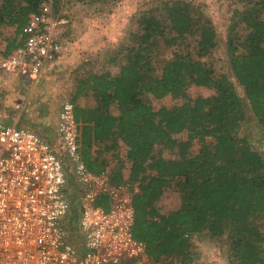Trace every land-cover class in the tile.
<instances>
[{
	"label": "trees",
	"instance_id": "obj_1",
	"mask_svg": "<svg viewBox=\"0 0 264 264\" xmlns=\"http://www.w3.org/2000/svg\"><path fill=\"white\" fill-rule=\"evenodd\" d=\"M44 1L0 0V33L3 27L15 29L14 38L3 40L7 57L24 45L19 37L25 36L30 15ZM244 1V8H235L231 17L228 72L218 74L213 62L205 59L217 47L220 35L213 22L203 24L198 18L194 21L201 28L197 55L175 53L156 75L160 53L155 38L164 29L150 8L137 19L140 30L119 71L87 72L72 95L77 150L92 173L102 174L110 165L98 145L113 152L126 147L131 168L126 180L136 184L133 232L145 242L155 264L177 260L191 264L195 252L190 237L203 231L218 241L226 234L232 264H264V226L254 220L264 215V156L248 138L239 136L249 114L264 135V0ZM164 9L175 40L193 32L186 3L164 2ZM193 85L215 93L192 98ZM85 94L89 100L79 103ZM149 95L184 101L156 110ZM182 133L186 138L177 136ZM196 140L202 145L192 153ZM156 146H160L157 152ZM164 150L177 156L168 157ZM110 178L114 183L125 181L121 163L110 170ZM172 181L180 185L181 201L176 209L162 213L158 203ZM109 202L107 195L97 200L103 207H109ZM69 219L73 224L77 217L69 214Z\"/></svg>",
	"mask_w": 264,
	"mask_h": 264
},
{
	"label": "built area",
	"instance_id": "obj_2",
	"mask_svg": "<svg viewBox=\"0 0 264 264\" xmlns=\"http://www.w3.org/2000/svg\"><path fill=\"white\" fill-rule=\"evenodd\" d=\"M58 16L52 0H45L30 15L24 45L0 69L31 82L43 77L64 51L61 25L67 19ZM74 110L72 100L61 103L57 143L19 127L18 119L0 120V264H155L134 236L133 185L86 167ZM70 187L79 197L75 225L69 221ZM101 195L109 196V207L97 203Z\"/></svg>",
	"mask_w": 264,
	"mask_h": 264
},
{
	"label": "rangeland",
	"instance_id": "obj_3",
	"mask_svg": "<svg viewBox=\"0 0 264 264\" xmlns=\"http://www.w3.org/2000/svg\"><path fill=\"white\" fill-rule=\"evenodd\" d=\"M48 1V0H46ZM186 3L193 17V32L182 39H174L173 32L169 19L166 18V10L164 2ZM55 12L58 17L67 19L65 24L61 25V39L65 47L71 44L70 58L72 62H65L66 67L57 66L60 61L55 62L48 68L46 76L43 75L37 82H32L29 77L19 73H9L0 69V120L6 124H11L12 121L18 119L19 127L31 128L37 124L43 123L45 120L53 122L55 111L59 103L65 100H72L74 91L71 87L72 75L67 76L68 71H73L77 67L84 66L87 70H106L110 69L114 74L119 70L121 62L112 64L106 54V46L116 49L122 58L126 55L128 49L134 46L135 35L139 32L138 17L145 9H154L156 15L160 19L164 34H159L155 38L156 48L160 53L155 61V73L159 75L162 63L165 60H170L175 53H192L197 55L198 41L201 36V28L196 27L195 20L200 18L203 24H208L207 21L213 22L220 37L217 38L218 45L213 52L205 59L212 61L218 74L226 73L230 66V55L227 51V38L229 36V27L233 24V16L235 8H244V0H52ZM125 15V16H124ZM128 18V22L126 21ZM60 31V26H59ZM239 31V30H238ZM15 29L12 27H3L0 33V66L1 61L7 56V42L5 38H14ZM108 37L107 39H105ZM105 39V40H103ZM93 45L90 50L89 46ZM113 44V45H112ZM82 48L76 56L75 50ZM64 54V53H63ZM198 57V56H195ZM96 59V60H95ZM95 60V61H94ZM89 66V67H88ZM118 66V67H116ZM93 68V69H92ZM72 69V70H71ZM60 75L59 78L57 76ZM65 81H67L65 83ZM65 84V85H64ZM239 95L245 100L243 89L237 86ZM29 92L32 96L27 101ZM214 90L206 87L193 85L189 88V95L195 98L199 95L211 97L214 95ZM90 98V95H83L78 100L84 104ZM150 101L155 109L161 106L172 105L176 102L182 103L184 100H175L171 96H166L162 99H156L149 95ZM247 103V102H246ZM39 113V114H37ZM248 115L243 122L239 131L240 137H246L264 156V135L257 121ZM43 128V127H42ZM38 130V129H35ZM181 138H186V133L177 135ZM53 138V135H52ZM202 142L196 140L191 148L192 153H196L201 147ZM104 145H98L97 150L108 159V172L121 163L123 166L124 177L128 178L130 174V162L126 159V147L122 145L117 152L105 151ZM160 150V146H156L155 151ZM168 157H176V153L170 150L163 152ZM172 181L167 188L158 206L162 213H167L172 209H176L181 201L180 185ZM136 186V184H131ZM71 186V185H70ZM135 188V187H134ZM69 197L74 204L73 211L71 210L70 218L78 216L79 197L73 187H70ZM74 211L76 213H74ZM255 221L264 226V215L255 217ZM264 230V228H263ZM192 249L195 252V257L191 264H232L227 254V246L225 241L226 234L221 239L215 240L209 232L203 231L198 234H193L190 237ZM222 240V241H221ZM264 246V242H263ZM180 264L179 260L174 262ZM159 264H167L160 262Z\"/></svg>",
	"mask_w": 264,
	"mask_h": 264
},
{
	"label": "crops",
	"instance_id": "obj_4",
	"mask_svg": "<svg viewBox=\"0 0 264 264\" xmlns=\"http://www.w3.org/2000/svg\"><path fill=\"white\" fill-rule=\"evenodd\" d=\"M125 16V15H124ZM127 22L129 21L128 20V18H127V20H126ZM22 36V35H21ZM19 37V40L18 41H23V43H24V38L23 37ZM108 37H106L105 39H107ZM105 39H103V40H105ZM113 45V44H112ZM7 46V45H6ZM70 46H71V44L68 46H66L65 47V51H63V53H62V56H61V58L59 57L55 62H59L60 61V64L57 66V68H58V70L60 71V67L62 66V67H65L66 69H67V67H66V64H65V62H69V61H73V60H71V58H70V54H71V51H73V50H71L70 49ZM89 46V49L90 50H92L93 49V45H91V44H89V45H87V47ZM111 46V45H110ZM110 46H106V49H105V51H106V54H108V58H106V59H110L112 62V64H114V66H115V64H117V63H119V62H121V65H124L125 63H126V55H124V58H123V55H122V58H121V56H120V52L121 51H119V52H117V50L116 49H112V47L111 48H109ZM81 49L82 48H77L76 50H75V53H76V56H78V53L81 51ZM64 60H65V62H64ZM96 60V59H95ZM94 60V61H95ZM54 62V63H55ZM120 65V66H121ZM120 66L118 67V66H116V67H118V68H120ZM89 67V66H88ZM85 68H87V66L86 67H84L83 65L82 66H80V67H77L76 69H73V71H68V73H67V76H68V78H69V76L70 75H72V82H71V87H72V89H73V91L75 92V90H76V85H77V82H78V80H79V78L81 77V76H83V75H86L87 74V72H89V71H92V70H85L84 71V69ZM72 70V69H71ZM110 70V69H109ZM94 71H100V70H94ZM117 72L119 71V70H116ZM47 72L48 71H46L45 72V75L44 76H46V74H47ZM113 72H115V70H113ZM60 77V75H58L57 76V78H59ZM67 81H65V83H66ZM32 83V82H31ZM65 85V84H64ZM60 105H61V103H59V105L57 106V108H56V111H55V117H54V120H53V122H51L50 120H45L43 123H41V124H37V126H31V128H32V130H35V129H38V130H35V131H37L38 133H40V134H42L44 137H46L47 139H49L52 143H57V140H56V120H57V114H58V111H59V108H60ZM37 114H39V113H37ZM43 127V128H42ZM52 135H53V138H52ZM70 196V195H69ZM78 215H79V212H78ZM77 219H78V216H77ZM69 221H70V219H69ZM71 223V222H70ZM77 223V220L75 221V222H73V224L75 225ZM72 224V223H71ZM72 224V225H73Z\"/></svg>",
	"mask_w": 264,
	"mask_h": 264
}]
</instances>
